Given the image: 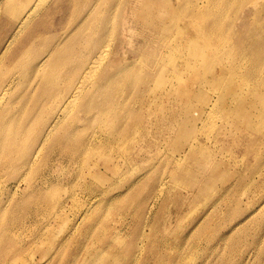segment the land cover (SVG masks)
I'll return each instance as SVG.
<instances>
[{
  "label": "rangeland",
  "instance_id": "rangeland-1",
  "mask_svg": "<svg viewBox=\"0 0 264 264\" xmlns=\"http://www.w3.org/2000/svg\"><path fill=\"white\" fill-rule=\"evenodd\" d=\"M34 1L17 7L28 9ZM66 1L79 14L95 4L92 24L87 22L76 38L83 43L77 49L83 50L96 30L108 31L101 63H135L144 82L125 90L130 99L144 92L145 105L139 97L131 108L110 104L108 114L118 118L123 132L114 137L117 148L94 141L63 165L61 158L48 161L45 148L31 172V166H18L23 160L17 154L0 156V207L9 191L16 192L0 209V264H82L98 250L106 264H180L179 253L193 250L194 264H264V14L251 15L264 8V0H234L221 12L226 0L131 1L137 11L148 9L142 2H153L149 10L160 16L147 19L129 16L125 0ZM196 5L199 14L193 13ZM164 10L172 17L163 16ZM61 13L53 19L57 28L64 24L60 17L66 18ZM33 86L20 84L16 93L30 94ZM38 96L7 100L0 107L6 108L2 120L42 121L44 107L35 109ZM75 111L72 106L70 112ZM92 120L93 114L80 115L77 122L89 140L110 135L115 126ZM86 154L95 155L99 166H91ZM76 164L87 173H77ZM49 181L57 191L46 201ZM36 182L41 192L34 198ZM115 195L120 198L113 201ZM93 197L98 202L83 224ZM198 197V205H192ZM164 200L170 203L164 206ZM64 202L63 212L50 219ZM144 204L146 213L140 214ZM14 205L20 221L8 228L6 216Z\"/></svg>",
  "mask_w": 264,
  "mask_h": 264
},
{
  "label": "bare ground",
  "instance_id": "bare-ground-1",
  "mask_svg": "<svg viewBox=\"0 0 264 264\" xmlns=\"http://www.w3.org/2000/svg\"><path fill=\"white\" fill-rule=\"evenodd\" d=\"M27 1L0 0V107L7 100L13 103L20 102L27 100L32 93L38 92L39 96L35 103V109L36 112H39L44 107L41 112L43 118L40 122L34 121L33 119L18 122L14 118L8 117L2 120L3 114L1 111H6V108L0 110V156L5 152L8 154H17L23 160L18 166H31L29 171L31 172L38 159L42 156L45 148L48 149V161L53 160L55 157L61 158L63 159L62 165L69 163L82 148L91 145L94 141L99 144H110L117 148L114 137L118 133L123 132L119 130L118 123L116 124L118 118L111 117L108 114L109 106L116 101L120 106H125V108L129 106L131 108L135 99H138V97L142 103L146 100L143 96L144 92H142V95L130 99V94L125 90L127 86L134 87L137 85L138 87L140 83L144 82L143 74L141 75L138 72L140 69L136 67L135 63L128 64L126 62L122 64L114 62L110 66L102 65V38L105 35L108 36L106 34L108 31L105 33L103 30H96L93 33L94 38L89 39L84 49L78 51L77 46L83 43L78 44L76 38L87 22L92 24L91 14L95 4L81 14H79L74 3L66 0H50L49 2L48 0H35L32 7L28 9L26 7L22 9L17 7L18 4L24 5ZM131 1L134 0H125L124 3V7L127 8L126 10L129 16L138 19H147L148 17L158 18L160 16L149 10L153 2H142L141 4L148 6V9L145 10L143 6V10L138 9L137 11L136 7L138 6L132 4ZM162 4L164 7V1ZM233 4L234 0H226L224 4L222 3L220 5V12L222 8H226L227 11ZM15 7L17 9H14ZM132 8L133 12H130ZM63 9L65 10L63 11ZM183 9L185 10V7ZM61 10L63 13H61ZM200 10L201 7L199 5L193 7L194 14H199ZM59 13L63 16L66 15V18L60 17L59 24H64L57 28L53 25V19ZM223 13H226L225 9H223ZM262 14H264L263 7L252 10L251 12L253 18L261 16ZM163 16L172 17V14L170 11L164 10ZM67 43L70 49L67 48ZM36 49L38 50L36 51ZM44 54L45 56L42 57ZM117 65H120L119 68H115ZM23 76L24 78L21 80ZM34 83L35 85L33 86ZM20 84L26 87L33 86L31 93L24 95L26 90H22L20 94H17L16 89ZM114 90H116L115 94L113 93ZM130 100L133 101L128 105ZM72 106L76 107L74 113L70 112ZM143 106L139 109L142 110ZM124 113H128V111L125 110ZM91 114H93V120L91 121L93 125L104 119L109 120L112 122V125H115L110 135L99 137L96 140H89L84 137L82 133L83 129L77 125V122L80 121V115L88 116ZM119 119L130 122V119L125 115H120ZM29 131H35L36 133L33 134ZM128 132V135L126 133L128 136L126 142L129 141L130 129ZM26 139H29L28 143ZM16 146L18 148L22 147V149L18 152H11L10 150ZM84 159L91 166H99L98 159L93 154L89 156L86 154ZM75 166V171L80 175L87 173L83 164H76ZM38 173L39 168L33 172L32 178L36 177ZM42 173L45 174L44 171ZM97 173V171H93L92 174L94 179L100 182L102 177ZM138 180L140 178L136 179V181ZM48 184L50 187L44 192L47 196L43 198L46 201H48V197L53 196L57 191L55 184H52L50 181ZM18 186L17 184V188ZM17 188L15 189L17 190ZM112 190L114 191V189ZM156 190L159 196L160 192H162L161 186L157 187ZM40 192L41 185L39 182H36L32 187V196L36 198ZM7 196L8 198L4 206H1L0 209L9 206L13 202L16 192L9 191ZM107 196L103 195L104 198H107ZM96 197H93L89 204L86 205V213L81 217V223L86 218L85 215L98 202ZM110 198H113L114 201L120 198V196L115 195ZM199 199L200 197L190 202L192 205H198L196 202ZM108 202L109 200L105 202L103 207H108ZM166 203L167 200H164V206ZM169 203L170 201L167 205ZM65 204L66 202L62 204L63 206H59L60 209L54 211L50 219L63 212ZM146 204H144V209L140 214L143 212L146 213L144 211ZM153 205L154 202L151 203V209L154 207ZM161 209H163V205ZM8 210L9 214L6 216L5 225L9 228L15 226L20 221L18 219L20 216H15L17 211L20 210L15 205L10 206ZM135 243H133V247ZM100 253H103V250L96 251L93 255L85 259L86 262L82 261V264H106L105 262H101L103 260L100 261L98 259ZM195 257L196 250H193L185 256L179 253L178 260H180V264H194ZM77 262L74 263L72 261L71 264H76ZM124 264H127V262Z\"/></svg>",
  "mask_w": 264,
  "mask_h": 264
}]
</instances>
